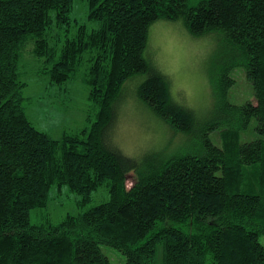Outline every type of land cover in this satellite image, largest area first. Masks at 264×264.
I'll return each instance as SVG.
<instances>
[{
    "label": "trees",
    "instance_id": "16d2710c",
    "mask_svg": "<svg viewBox=\"0 0 264 264\" xmlns=\"http://www.w3.org/2000/svg\"><path fill=\"white\" fill-rule=\"evenodd\" d=\"M87 3L90 29L71 18L73 0H0V264H112L101 245L124 264H156L159 246L160 264H264V0ZM159 19L181 20L194 36L220 32L240 47L255 101L233 104L221 94L220 117L196 119L144 56ZM28 42L50 83L72 79L80 56L92 61L82 77L96 109L89 128L55 139L28 120L18 76ZM137 74L144 78L133 96L171 127L196 129L200 151L139 159L120 149L116 105ZM221 80V91L233 83L227 73ZM251 118L257 137L240 141ZM102 184L108 197L98 204L56 225L30 222L52 185L69 187L83 207Z\"/></svg>",
    "mask_w": 264,
    "mask_h": 264
},
{
    "label": "rangeland",
    "instance_id": "374dc122",
    "mask_svg": "<svg viewBox=\"0 0 264 264\" xmlns=\"http://www.w3.org/2000/svg\"><path fill=\"white\" fill-rule=\"evenodd\" d=\"M196 1L191 0L192 3ZM87 14V0H73L71 18L90 29L96 25L88 20ZM73 25L76 24L71 23L68 36L76 30ZM53 30H49V36ZM49 43L53 45L55 41ZM32 45L30 42L24 45L18 59L19 81L25 84L21 90L22 107L28 120L35 128L55 139L64 133L89 128L96 119V109L88 100V86L82 77L89 78L92 61L87 55L80 56L72 79L59 84L50 83L48 76L43 74L45 69L41 61L31 52ZM144 56L168 76L171 95L191 107L199 121L220 117L215 116V104L221 94L233 104L255 101L246 68L239 63L242 57L240 47L229 43L220 32L194 36L181 20L159 19L149 27ZM225 73L233 83L221 91V79ZM142 78L144 75L137 74L127 80L123 87L127 92L116 105L118 120L113 123L112 137L120 149L139 159L151 155L166 159L179 153L200 151L196 129L186 133L171 127L133 96ZM256 124L257 120L251 118L248 126L240 131L239 140L256 138ZM210 136L219 143L215 131ZM132 177L129 174L128 184ZM107 197L108 187L102 184L93 191L91 201L80 207L77 205L78 194L66 185H52L44 206L31 209L29 219L37 225H56L67 215H77ZM101 250L112 264L125 263V257L114 247L101 245ZM161 253L159 246L156 264H160Z\"/></svg>",
    "mask_w": 264,
    "mask_h": 264
}]
</instances>
